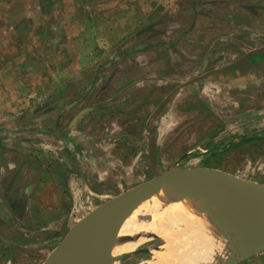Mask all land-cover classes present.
Masks as SVG:
<instances>
[{
  "label": "rangeland",
  "instance_id": "obj_1",
  "mask_svg": "<svg viewBox=\"0 0 264 264\" xmlns=\"http://www.w3.org/2000/svg\"><path fill=\"white\" fill-rule=\"evenodd\" d=\"M48 10L51 11L47 23L49 45L1 47L0 55H6L0 65L8 69V58H14L10 69L18 72L15 77L5 72L3 82L0 81V130L5 128L1 135L11 130L21 136L26 130L35 128L49 129L55 135L65 129V133L79 111L92 103L102 102L106 104L103 110L80 119L82 133L97 121L116 131L107 133L119 140L123 139V133L129 138L137 136H134L136 140L123 143V147L120 142L107 143L105 151L99 149L93 155V165L105 170L97 174L99 180L89 173L75 177L82 191L81 204L79 208L73 207L72 221L62 224L53 220L55 216L44 214L58 206L41 197V189L28 190L34 198L31 209L9 199L10 188L17 187L21 191L32 181H36L33 184L39 188L43 175L40 171L50 170L52 165L54 172L57 152L62 151L57 138L35 136L31 143L19 148L20 157L13 159L9 158L11 152L0 149L2 165L26 167V171L17 170L15 174L6 168L0 170V187L10 186L5 194H0V218L1 221L8 218L14 230L17 229L14 237L12 230H8L7 235L5 229L0 228V241L15 243L11 245L12 251L1 243L0 264H42L69 228L93 207L153 179L158 173L154 171L156 168L152 169L151 161L160 170L178 163L176 170L212 168L264 184V76L206 79L207 110L204 108L207 95H204V82L174 93V86L162 84L160 100L150 107L149 97L158 91L148 92L142 99L143 86L136 87L135 82L131 85L126 83L128 78H122L127 73L142 77L137 76L138 67L148 62L149 65L153 63L152 67L160 66L157 76L161 77L157 78L161 83L174 80L178 85L227 62L229 57L226 55L222 59V52L240 57L260 44V39L255 43L247 38L248 31L264 41V0H49ZM238 27L245 35L233 38ZM55 39L58 40L51 43ZM42 49H45L43 56ZM143 49L149 50L139 57ZM121 54H125L122 61ZM26 57H31L32 61L28 62ZM205 57L210 63L203 69ZM169 59L176 61L175 65ZM155 78L151 82L158 85ZM25 87L29 88L26 94L32 100L29 108H25L28 103L24 98ZM40 89L45 95L43 109L37 108L40 99H35L34 94ZM15 98L19 108L14 104L10 106ZM78 98L81 102L76 107L62 112L68 103ZM164 98L167 99L154 122L156 160L150 161L145 125L153 107ZM222 98L226 116L224 126L217 116ZM59 113L64 115L59 118V128H54ZM132 125L137 130L130 134ZM222 129L224 139L217 134ZM10 140L3 143L10 148L20 144L16 138ZM13 176L15 186L9 183ZM50 181H44V186ZM71 202L72 199L65 204L66 213L70 210L72 213ZM78 211L80 215L77 216ZM48 217L52 221H48ZM205 227L204 234L209 241L204 247L208 249L214 242L217 228L215 226L212 232ZM25 231L32 234L24 236ZM141 236L135 234V239L140 241L132 251L122 253L126 256L118 264H158L157 256L168 250L167 239L160 235L156 238ZM237 264H264V250Z\"/></svg>",
  "mask_w": 264,
  "mask_h": 264
},
{
  "label": "crops",
  "instance_id": "obj_2",
  "mask_svg": "<svg viewBox=\"0 0 264 264\" xmlns=\"http://www.w3.org/2000/svg\"><path fill=\"white\" fill-rule=\"evenodd\" d=\"M26 1L27 0H0V51H1V47L3 46L4 47L5 46L18 47V46L23 45L25 47H31L34 44L39 47H45L46 45H49L50 40L48 39V26H47L48 16H49L48 14H50L51 12L48 10L49 0H28L30 2L29 4H27ZM243 28L245 27L243 26ZM249 29H251V27ZM240 30L241 28L238 27L237 31H235L232 34V37L234 38V36L239 37L241 35H245V34H242ZM247 38L251 39L255 43L258 42V40L260 39V44L258 46H254L255 48L249 49L246 53L236 58L232 57L233 53H230V52L223 53L222 52L221 53L222 59L226 55L229 57L227 62H225L224 64L220 66L215 67V69L204 71L203 74L190 78V80L188 81L180 82V84L178 85H175L176 83L173 82L174 80H171V82L166 81L167 83L166 82L161 83V81L157 78V77H161L159 75L157 76V74H160L158 71L160 70V66L152 67L153 63L149 65L148 62H145L138 67L137 76L140 75L142 77L140 78L133 77L132 75L133 73H127V74H124L122 78L124 79L128 78V81L126 80L127 81L126 83H130V84L132 83L131 85H133L134 84L133 82H135L136 87L143 86L142 91L145 90L143 91L145 93L142 92V99L145 98L146 93L158 91L153 96L149 97L148 103L150 107H152L155 105L156 100H160V92H161V89L163 88L162 84L165 85L164 87L168 86L169 84H171V86H174L173 87L174 90L172 91L174 93L175 91H179L188 86L199 85L201 82H204V84H206L207 83L206 79L210 77H213L214 79H222V78L225 79L230 76L239 77L240 75H244L245 77H256L257 75L264 76V41L261 40L262 38H260L259 35H256L255 33H251L250 31H248ZM57 40L58 39H55L51 41V43ZM231 43L234 45L237 44L235 43V41H232ZM148 50L149 49H146V50L143 49L142 54L138 56L139 57L144 56L145 55L144 52ZM44 52H45V49H42L41 56L44 55ZM5 55H0V62L5 61L3 60V57H5ZM121 55L122 56L119 59L122 61L121 58L125 57V54H121ZM13 59L14 58H11V57L8 58V62H7L8 69L5 65H0V81H2V77L5 76L4 75L5 72H7V74L8 72L11 73L12 76L14 77L17 76L18 72L15 71L14 68H12L13 70L10 69V63L12 61H15ZM131 60H134V59H131ZM169 60H168L169 62H174V65H175L176 61H173L172 59H169ZM27 61L31 62L32 58L28 57ZM26 62L25 64L27 66ZM209 63H210V59H207V57H205L203 61V67H204L203 69H205ZM168 65H170V63H168ZM151 71H153V74H150ZM8 77L10 76L8 75ZM153 77H156L155 79H157V81L159 82L158 85L154 82H151V81H154ZM5 84H8V83H6L5 81ZM91 86L92 85L90 84L88 85L87 88L90 89ZM124 88L125 87H123L122 89ZM28 89L29 88L25 87V92H24L25 97L24 98H26L28 102L26 103L25 108H29L30 107L29 103L32 102V100H30V96L26 94V91H28ZM204 91H205L204 95L207 94L206 97H204V108H206L207 110V107H208L207 84L204 87ZM34 94L37 96L35 99H40V103H37V108L43 109L45 106V104L43 103V98L45 99V95L43 91L41 89L39 92L36 90ZM96 97H98V94L96 95ZM16 99L17 98L11 100L10 106L11 104H14L16 108H19L17 107ZM80 99L81 98H78L68 103L62 112L65 113L70 108L76 107L78 103L81 102ZM166 99L167 98H164L160 104H158L156 107H153L154 109L146 121L145 127H146V133L148 135L147 150H148L150 161L151 159L156 160L155 157H156L157 134H156L154 122L156 118L158 117L160 111L162 110V106H163L162 104L163 102L166 101ZM221 100H222V105L219 107L220 109H217L218 110L217 116H219L220 118V125L224 126V123L226 121L225 103H224V98H222ZM105 105L106 104L102 102H95V103H92L90 106L86 107L85 109L79 111L73 117L72 121L70 122V127L65 133H64L65 129H62L61 134L57 133L55 135L54 133H51L49 129L47 130V129H40V128L39 129L38 128L28 129L25 131L27 133L22 134L21 136H19L15 132H12L11 130H8V132H6L4 135H1L0 133V149H2V151H8L9 153L11 152V155L9 156L10 159L11 158L13 159V157H16V158L20 157L19 150L23 148L24 146H26L27 144L31 143L32 142L31 140H33V138L38 135L56 137L57 142L62 145L61 146L62 151L57 152L58 153L57 154L58 158L56 162L57 166L54 169V172L52 169V165L50 167V170L45 169L44 171H40V174H43V175H42L41 181H39L40 183L39 188L35 187V184H33L34 181L29 182V185L28 186L26 185V187L22 188V190L19 187L20 188L19 190L21 191H18L17 187L10 188L9 189L11 190L10 195H9L10 201H13L15 203H17L18 201L19 205L22 204L23 206L29 207V209H31L34 203V200H33L34 198L32 194L28 193L29 192L28 190H31L33 192V191H36L37 189L38 190L41 189L40 196L46 199H50L53 205L58 206L57 209H51L48 211H44V214L55 216L56 219H53V220H56L57 222L61 224L65 223V221H72L73 219L72 214L75 213V211L73 210V207L74 208L80 207L81 197H82V191L80 189V186H78L75 183L76 181L75 177L77 175L79 176L81 175L82 177V174L89 173L93 175L95 178V176L98 177L97 174L99 173L101 174L105 170L103 167L102 169L98 165H93L94 162L92 161V158L95 153L99 152V149H102L105 151L106 149H104V147L105 145H108L107 143H110L109 145H111V143L113 142L114 143L120 142L122 143L121 147H123V143L128 144L130 141L136 140L134 139L135 138L134 136H137L136 134H134L131 138H129V136H127L125 133H123L124 135L122 136L123 141L121 139L119 140L116 137H113L109 135V133H107L108 131L110 133H114L116 131L113 132L112 128H110L109 130L108 127H104L103 125L98 124L97 121L89 125V128L87 129V131H83V133L80 131V124H81L80 119L83 118L84 116H87L90 113L94 114L97 110H103L102 108ZM63 113L62 114L59 113L58 121H56L54 128L55 127L59 128V124H60L59 118L61 119L63 117L64 115ZM138 117H142V115ZM130 128L132 129V130H129L130 134L132 133L133 130L134 131L137 130V127L134 125H132ZM3 129L4 130H0V132L5 131V128ZM118 130H122V128H118ZM217 134L218 136H220L221 139H224L223 129L221 131L218 130ZM8 138L11 139L10 142L16 138L17 140L16 142L20 144H17L16 146L14 145V148L8 147L7 145L3 143V142H6ZM151 141L152 143L154 142V145L152 149L150 150L149 145ZM81 159H84V160H81ZM50 162L52 164L54 163V161L52 160H50ZM177 164L178 163L174 164L169 169L160 170L159 167L158 166L155 167L154 163L151 161L152 169L156 168L157 170L154 169V171L158 174L166 173L167 171L171 169H175ZM54 167L55 166H53V168ZM2 168H6L9 171V173H14V174L16 173L17 170H20L22 172L26 171L25 169L26 167H20L19 165L11 166L8 164L2 165L0 161V170ZM184 169H189V168H184ZM67 173H70V174L67 175ZM99 179L100 177H98L96 180H99ZM48 180H51L50 183L44 186V184L46 183L44 181H48ZM11 182H13V186L16 185L14 184L16 183L14 176L12 177V180L9 181L10 184ZM34 183H36V181ZM9 187H10L9 185H7L4 188L0 187V194L3 192L5 194L7 192L6 188L8 189ZM70 199H72V202H71L72 213H71V210L70 212L66 213V210L64 209L65 204H68V202H70ZM95 207H93L92 209H94ZM76 215L77 216L80 215V211L76 212ZM49 218L51 217H48L47 220ZM48 221H52V220H48ZM2 222H4L5 224L1 225ZM12 226H14V224H12V222L9 221L8 218L6 221H1V218H0V228L1 227L2 229L4 228L7 235H8L7 231L12 230L13 232L12 236L15 237L17 235L16 233L17 229L14 230V227ZM26 233L32 234L30 233V231L29 232L25 231L24 236H26ZM6 234H3V235L7 236ZM1 236L2 234L0 232V238ZM14 240L18 241L17 239H14ZM1 243L2 242L0 241V254L2 253ZM2 244L4 247H8L9 251H12L11 245H14L15 243L14 242L11 243L10 241L9 242L5 241Z\"/></svg>",
  "mask_w": 264,
  "mask_h": 264
},
{
  "label": "water",
  "instance_id": "obj_3",
  "mask_svg": "<svg viewBox=\"0 0 264 264\" xmlns=\"http://www.w3.org/2000/svg\"><path fill=\"white\" fill-rule=\"evenodd\" d=\"M153 145L154 142L151 141L150 150ZM194 182L205 185L208 198L216 203L217 210L223 218H234L238 213L231 211L229 205L222 203L217 195V188H221L240 211V216L257 233L259 242L254 241L252 252L238 262L264 250L262 184L241 179L221 170L198 167L171 169L166 173L157 174L153 179L98 205L69 228L61 242L42 264H63L64 253L76 246H82L83 264H118L119 260L126 256L116 253V249L123 241L129 239V235L123 233V228L130 215L146 203L185 197L187 186ZM147 237L156 238L149 235Z\"/></svg>",
  "mask_w": 264,
  "mask_h": 264
},
{
  "label": "bare ground",
  "instance_id": "obj_4",
  "mask_svg": "<svg viewBox=\"0 0 264 264\" xmlns=\"http://www.w3.org/2000/svg\"><path fill=\"white\" fill-rule=\"evenodd\" d=\"M262 190L264 192V184ZM217 195L222 203L229 205L231 211L238 213L236 217L223 218L216 203L208 198L205 185L194 182L187 186L185 197L159 199L135 210L123 228V233L129 235V239L123 241L116 253L132 251L140 241L135 239V234L143 237L160 235L167 239L168 250L157 256L158 264L239 263V260L252 252L253 242H259L260 239L219 187ZM204 225L212 232L215 226L217 228L214 242L211 241L213 243L208 249L204 245L209 241L204 234ZM81 247L76 246L66 251L63 264H83Z\"/></svg>",
  "mask_w": 264,
  "mask_h": 264
}]
</instances>
